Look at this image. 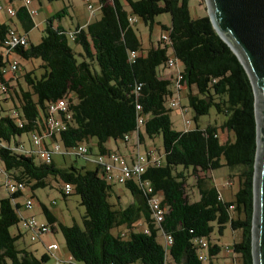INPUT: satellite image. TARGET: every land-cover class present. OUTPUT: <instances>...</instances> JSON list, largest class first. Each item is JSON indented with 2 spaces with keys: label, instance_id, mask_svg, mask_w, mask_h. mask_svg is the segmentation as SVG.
Segmentation results:
<instances>
[{
  "label": "trees",
  "instance_id": "1",
  "mask_svg": "<svg viewBox=\"0 0 264 264\" xmlns=\"http://www.w3.org/2000/svg\"><path fill=\"white\" fill-rule=\"evenodd\" d=\"M16 1L8 3L16 8L17 17L29 31L35 26L34 15L23 3L15 6ZM98 2L99 18L68 29L61 23L68 14L66 6L47 18L39 43L33 44L26 35L28 46L13 49L12 53L25 59H41L40 77L33 71L4 77L3 69L10 63L12 53L4 54L2 47L13 24L0 22V85H4L0 92L6 95L5 101L12 102L11 108L0 109L2 174L25 182L32 192L46 187L53 179L73 185L85 208L81 224H64L46 205L42 204V208L51 230L56 231V224L59 225L67 252L76 262L215 264L213 260L219 258L223 247L212 240L211 234L215 226L220 234L230 226L241 231V238L224 256L237 264H254L257 122L255 93L244 65L218 34L208 14L192 15L190 0ZM165 13L171 16L170 26L156 20ZM132 17L142 19L151 31L159 24L161 39L151 40L150 47L144 48L135 28L137 21H132ZM164 34L168 35L167 41ZM71 40L82 48L81 59L70 45ZM170 57L183 64L181 83L188 90L186 96L194 120L198 122L215 108L226 117L222 125H197L186 130L173 127L168 101L174 93V82L161 70L168 67ZM62 98L67 101L71 117L65 119L66 129L44 138L45 146L57 139L64 147L72 148L96 138L100 153L110 152L107 142L128 141L125 136L137 130L140 116L145 118L138 129L140 143L145 140L142 127L149 138L162 135V164L150 161L142 175L151 182L153 193L145 192L131 179L123 185L131 191L134 201L123 207L119 193L114 192L116 184L109 182L97 166L60 167L54 160H42L34 145L29 153L20 150L22 142L18 137L23 133L44 136L51 116L49 105ZM222 131L231 132L233 138L222 141ZM147 155L150 158L151 152ZM223 166L232 170L231 177L238 178V190L231 200H226L212 183V172ZM190 177L195 178L199 199H191L187 191ZM230 182L233 185V180ZM63 185V194L70 195L64 192ZM159 193L167 211L163 221L157 223L148 200ZM22 195L23 191H9V195L0 198V264H47L51 254L38 257L31 250L18 248L16 243L23 232L20 228L17 233L11 231L22 220L23 205L16 200ZM113 196L117 202L111 201ZM142 218L147 227L139 229L137 222ZM120 227L124 228L115 233L114 229ZM159 235L163 243L158 240ZM166 235L173 238L169 246ZM201 239L208 242L206 261L199 257L203 250Z\"/></svg>",
  "mask_w": 264,
  "mask_h": 264
},
{
  "label": "rangeland",
  "instance_id": "2",
  "mask_svg": "<svg viewBox=\"0 0 264 264\" xmlns=\"http://www.w3.org/2000/svg\"><path fill=\"white\" fill-rule=\"evenodd\" d=\"M32 6L37 9V13L33 16L35 21V26L30 29L29 31L23 26L22 22L19 20L17 15L10 17L6 10L0 11V22L13 24V27H16L19 32L22 34L27 35L29 40L33 44H37L40 42L42 36L44 35V29L47 25V18L51 15L50 13H55L62 8L68 6V14L62 17L61 23L66 27L73 29L77 24L84 25L87 22L94 20L100 17V10H96L94 15H91L90 10L87 7V4L84 0H31ZM23 3L22 0H17L15 2V6H20ZM0 4L6 6L8 5L7 0H0ZM190 8L192 15L195 16H203L208 14V8L206 0H190ZM12 18V20H10ZM157 21H161L162 23L170 26L171 24V16L170 14H160L156 17ZM59 20H56L58 23ZM135 28L137 33L139 34L144 48L150 47L151 40L154 42L159 41L162 35V28L159 24H155L154 29L151 31L150 27L145 24V22L138 18L137 23L135 24ZM70 45L76 52V56L81 59L79 53L82 52V48L80 45L76 44L74 41H70ZM10 59H14L19 63V68L16 70V75L21 76L27 71H33L35 75L38 77L41 76L43 73V69L41 68V59L33 58V59H25L18 53L13 52ZM180 69L183 68V64L181 62L178 63ZM176 67H162V73L165 76L169 74L174 75L173 81L175 80L176 74ZM15 74H9L8 78L13 77ZM23 79L21 78V82ZM175 84L172 85L174 87ZM188 90L186 86L181 90V98L179 105L176 107L171 108L170 117L173 123V127L177 130H186V129H194L197 125L201 127H206L209 124H216L222 125L223 121L226 117L222 114H218L215 108L210 110L208 115L201 116L196 122L194 120V111L189 106V101L186 96ZM5 94H1L0 92V109L1 107L4 108H11L12 102L5 101ZM169 107V106H168ZM189 120L190 123L187 124L186 121ZM142 133L144 134L145 140L139 144V147L136 145L138 134L134 132L130 141H128L129 145L126 146V142L124 140H118V144L120 145L121 151L123 155L126 157L128 161H131L133 158L134 153L138 152L141 153L143 156H147L148 152L153 153V157L155 159L163 157L164 154V145H163V137L162 135H156L153 138H149L145 134L144 127L141 128ZM224 136L225 133H223ZM22 144L26 148L33 147L32 144V134L31 133H23L21 136L18 137ZM84 145L89 149V155H79L77 156L75 150H72V154L62 155L59 153L54 154V160L60 167H69L72 164L77 167L85 166L86 168L95 169V160L97 155L100 153V150L97 146V139L91 138L88 141L83 142ZM115 140H110L107 142L108 147L117 148ZM36 161H40L39 158H36ZM0 169H2V164L0 162ZM178 169H181L179 167ZM238 170H233V172H237ZM232 170L227 167L223 166L218 168L212 172V183H214L220 191L225 193L227 199H232L234 197V193L238 190V178L231 177L230 174ZM234 178V179H233ZM233 180V185L229 186L225 183L227 181L230 182ZM6 177L5 174L0 173V198L9 195V191L5 185ZM232 183V182H231ZM63 182L60 180H51L50 184L46 187L37 188L35 191H31L29 188L23 190V195L18 197L16 200L22 204L23 206L20 209L21 216L29 217L35 216L40 221L47 222V218L43 212L42 204L46 205L48 209L53 212L58 219L67 225H72L75 222L81 224L83 216L85 214V208L81 204L80 196L75 193L74 191L70 194L65 196L61 191V187ZM187 191L191 195V199H199V193L195 188V178L190 177L189 184L187 185ZM114 192L119 193L120 195V204L123 207L128 206L130 203L134 201V196L129 189L125 187L123 184H116L114 186ZM114 193V194H115ZM30 196H34V204L31 208L24 207L26 199ZM111 201L117 202L116 196L111 198ZM139 229H144L147 227V223L145 219L142 218L137 222ZM19 228L23 232L22 237L17 241L18 248H25L28 250L33 251L38 257H40L44 253L51 254L50 259L47 261V264H70L67 261V248L65 243V238L60 230L58 224H56V231H49L37 237L36 240H32L31 233L26 231L22 227V223L20 222L18 226H14L11 231L12 233H17ZM124 227L114 229V232L117 233L119 230L123 229ZM211 238L213 241H217L222 247L223 250L220 253L219 258H215L213 261L215 264H224L228 259L227 256H224L226 253V246L231 247L234 241H238L241 238V231L237 230L234 231L230 226H227L223 234L218 232L217 226L213 233L211 234ZM158 240L163 243L164 239L161 235L158 236ZM52 242L58 243L60 249L57 250L55 253L59 255L61 258V262L57 261L55 255L48 250V245ZM72 264H83L76 261H72ZM205 264H210V262H205Z\"/></svg>",
  "mask_w": 264,
  "mask_h": 264
},
{
  "label": "built area",
  "instance_id": "3",
  "mask_svg": "<svg viewBox=\"0 0 264 264\" xmlns=\"http://www.w3.org/2000/svg\"><path fill=\"white\" fill-rule=\"evenodd\" d=\"M87 4L88 9L90 10L91 15H94L96 10H99L100 5L98 0H84ZM31 0H23V4L27 6L28 11L30 14L35 15L38 11L36 8L32 6ZM6 10V13L13 17L16 15V8L8 4L6 6L0 4V11ZM132 21H137L136 17L131 18ZM163 38L167 41L168 35L164 34ZM28 39L25 34H22L18 31L16 27H11L9 30L6 38L4 39L2 51L4 54H10L12 53L13 49L16 46H28ZM136 56V53H131V57L134 58ZM178 61L174 57H170L168 60V67H176V74L175 80L173 81L174 86V93L169 97L168 106L170 108L176 107L179 105L180 98H181V90L184 88L185 84L181 83L182 79V73L181 69L178 66ZM19 68V63L11 59L10 63L3 69V75L7 78L9 74H15L16 70ZM15 76V75H14ZM168 78H171L173 80L174 75L169 74L167 76ZM4 89V85L1 83L0 85ZM138 90H140V87H137ZM138 109H141V106H137ZM49 112L51 116L47 119V129L46 133H44V136L34 133L32 135V144L36 147V150L42 160H44L47 163H50L54 160V154L59 153L62 155L72 154V150H75L77 156L79 155H89V149L84 145V143H80L75 147L72 148H66L64 145L57 139H52V142L49 144V146L44 145V138L45 137H51L53 134H58L61 130L66 129V120L70 119V114L68 113V104L66 99L62 98L57 100L56 102H53L49 105ZM16 112L14 111V114ZM66 119V120H65ZM145 118L139 117L138 118V125L137 130L135 132H138V129L142 126L144 123ZM187 124L190 123L189 120L186 121ZM133 134V133H132ZM131 135H126L125 139L129 140ZM139 139L138 143L136 144L139 147ZM21 151H26L29 153L30 149L26 148L23 144L20 145ZM153 153L151 152V157L149 158L147 156L141 155V153L138 152L133 155V158L131 161H128L126 157L119 152L116 151H110L106 153H99L96 157L95 165L99 168V171L107 178V180L114 184H124L127 181L131 179H135L140 186L145 190V192L153 193L154 188L152 187V184L149 180L143 179L142 175L145 173L146 168L151 161H155L157 165L162 164V159L157 158L155 159L153 156ZM4 171L0 169V173H3ZM8 190L10 192H16V191H23L27 188V185L23 181H16L13 178L6 177L5 182ZM226 185H231V182L227 181L225 183ZM63 190L66 194H71L73 192V185L70 183H65L63 185ZM34 198L28 197L26 199V202L24 204V207L31 208L34 204ZM148 204L150 207V210L152 212V215L157 223H160L163 221L165 213L167 211L166 206L162 204V196L161 194H153L149 200ZM22 227L23 229L29 231L31 233L32 240H36L37 237L40 235L47 233L49 231H52L51 226L48 222L40 221L35 216H29V217H23L22 216ZM173 241V238L171 235L165 236V243L167 246H169ZM200 244L202 247V251L199 253L200 259L206 261L208 259V242L206 239H201ZM48 250H50L55 257L57 258L58 262H61V258L59 255H57L55 252L59 250V244L58 243H51L48 246ZM226 252L227 254L231 253V249L229 246H226ZM67 261L72 262L74 261L73 257L71 255L67 256ZM226 264H237L236 260L229 259Z\"/></svg>",
  "mask_w": 264,
  "mask_h": 264
},
{
  "label": "water",
  "instance_id": "4",
  "mask_svg": "<svg viewBox=\"0 0 264 264\" xmlns=\"http://www.w3.org/2000/svg\"><path fill=\"white\" fill-rule=\"evenodd\" d=\"M208 16L244 65L255 93L257 155L252 252L264 264V0H206Z\"/></svg>",
  "mask_w": 264,
  "mask_h": 264
},
{
  "label": "crops",
  "instance_id": "5",
  "mask_svg": "<svg viewBox=\"0 0 264 264\" xmlns=\"http://www.w3.org/2000/svg\"><path fill=\"white\" fill-rule=\"evenodd\" d=\"M8 1V0H7ZM50 14H53V13H50ZM85 25V24H84ZM7 78H8V76H7ZM10 78H13V77H10ZM223 133H225V135L226 136H224V134ZM133 135V134H132ZM132 135H131V137H130V139L128 140V141H130L131 140V138H132ZM220 138H221V140L222 141H226L227 139H232L233 138V134L231 133V132H228V131H222V132H220ZM128 141H125L126 142V146L128 147V145H129V143H128ZM50 142H51V140H50ZM109 142V141H108ZM116 142V146H117V148H112V147H108L109 149H110V151H116V152H119V153H122V151H121V148H120V145L118 144V142L117 141H115ZM138 143V138H137V142H136V144ZM123 154V153H122ZM55 161V160H54ZM234 183V182H233ZM221 193H222V195H223V197L226 199V200H231V199H227L226 198V196H225V193L223 192V191H221ZM234 195H235V193H234ZM233 199V198H232ZM52 243H54V242H52ZM59 249H60V246H59ZM69 255V254H68ZM224 255H227V252L224 254Z\"/></svg>",
  "mask_w": 264,
  "mask_h": 264
}]
</instances>
